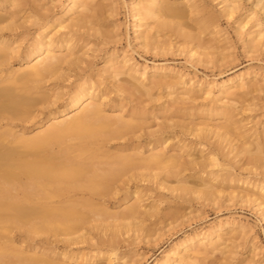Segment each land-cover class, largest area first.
I'll return each mask as SVG.
<instances>
[{
    "label": "rangeland",
    "instance_id": "obj_1",
    "mask_svg": "<svg viewBox=\"0 0 264 264\" xmlns=\"http://www.w3.org/2000/svg\"><path fill=\"white\" fill-rule=\"evenodd\" d=\"M139 1H91V9L84 15L88 18L86 27L75 28V53L85 48L78 54L79 64L70 72L64 71L63 78L53 77L37 84L38 89L32 88L49 103L32 110L27 118L3 119L0 133H9L8 150L23 153L25 149L15 138L32 137L45 130L52 119L62 120L78 112L77 108L68 110L67 105L73 92L88 79L95 85L91 94L98 97L104 116L122 115L126 121L135 117V129H124L121 139L112 141L107 152L135 156L140 161L164 151L180 159L179 177L172 176L176 171L173 166L141 168L122 176L117 190L104 198L102 206H96L103 212L84 210V220L69 237L71 242L59 233L31 234L26 228L5 224L0 229V249L6 252L0 251V264H264V207L255 201L264 188V153L260 161H253L250 154L239 152L256 149L258 142L264 150V45L262 39L248 42L251 33L260 29L253 28L255 16H250L254 0L232 17L224 15L222 0H196L200 11L183 21V30L207 42L209 50H199L200 54L191 52L193 44H185L176 32L157 30L158 19L145 21L143 31L159 38L155 46H146L139 39V19L133 10ZM22 2V6L15 3L16 9L6 5L9 11L20 13L19 29L0 33L18 48L9 63L0 67L2 79L25 68L20 60L35 45L38 26L25 18L32 16L30 21H35L37 11L59 26L58 19L68 5V0ZM4 11L0 9V13ZM209 15L217 22L202 32L199 22ZM69 18L64 19L66 24ZM58 30H50V38ZM56 52L69 55L67 51ZM111 60L128 61L150 78L160 71L158 82L150 93L133 89L128 75L111 77L107 73ZM229 81H238L232 86L236 95L224 96L220 88ZM202 129L210 132L208 139L195 135ZM191 149L196 157L211 154L216 160L204 175H214L212 196L182 190L183 181L194 189L202 185L199 174L186 165ZM107 160L104 156L98 159ZM151 172L159 176H142ZM229 172L239 182H222ZM137 188L142 192L131 196ZM137 204L142 207L135 217L120 219L118 215ZM194 237L221 238L223 245L217 250L203 248L198 241L188 242ZM15 254L27 259L19 260ZM62 254L75 258L74 262Z\"/></svg>",
    "mask_w": 264,
    "mask_h": 264
},
{
    "label": "bare ground",
    "instance_id": "obj_2",
    "mask_svg": "<svg viewBox=\"0 0 264 264\" xmlns=\"http://www.w3.org/2000/svg\"><path fill=\"white\" fill-rule=\"evenodd\" d=\"M91 1L94 0H68L63 15L58 19L59 26H55L52 19L37 11L34 14L35 21H30L33 19L32 16L25 18L26 21L32 22L33 26H38L36 31L39 34L33 48L24 59L20 60L21 63L25 62V68L20 71H11L6 78H0V122L6 118L9 120L27 118L32 110L40 105L48 104L44 95L36 96L33 89H38L37 84L50 78H63L64 71L70 72L79 64L78 54L85 48L75 53L78 48L75 28L86 27L88 18H84V15L91 9ZM250 1L253 0H222L221 3L225 4L223 13L226 17H232L238 11H243L246 3ZM15 3L19 6L23 5L22 0H6L0 4V9L5 10L0 13V33L19 29L17 17L20 12H11L6 7L10 4L11 8L16 9ZM199 9L200 6L196 0H175L174 2L140 0L133 8L139 19L138 28L141 29L139 39H142L146 46L156 45L159 39L157 34L143 30L146 27L145 21L158 19L157 30L176 32L184 39L185 44H193L191 52L200 54L199 50H209L207 42L183 30L186 24L183 21L198 13ZM252 9L250 16H255L253 28L259 27L260 29L251 33L253 36L248 42L252 44L262 39L264 45V0H254ZM68 16L70 22L66 24L64 19ZM216 19L215 16L209 15L205 21L199 22L200 31L210 29L217 22ZM243 24L244 21L240 23V27H243ZM52 29L59 30L55 37L50 38ZM60 29L68 31L61 32ZM211 33L214 36L219 34L218 32ZM57 49L61 53L67 51L69 55H58ZM17 50L18 48H13L9 40L0 36V67L9 63ZM108 64L107 73L111 77L121 74L128 75L132 88L139 91L144 90L145 93H150L161 73L156 70L150 78L146 76V73H139L129 65L128 61L119 63L111 60ZM238 81L243 82V78ZM238 81L224 83L220 88L222 94L224 96L236 95L232 86L238 84ZM94 87L95 85L86 79L73 92L67 106L68 110L79 109L74 115L63 116L62 120L52 119L51 124L45 125V130L37 132L32 137H25V135L16 137L15 140L25 149L23 153L8 150L9 133H0V229H4L5 224H10L13 227L26 228L31 234L54 232L67 236V241L71 242L73 239L69 237L77 232L78 223L84 220V210L103 212L102 208L96 206H102L104 198L117 190L122 176L141 168L154 169L173 166L176 171L171 172L172 176L179 177L180 171L177 174L176 172L180 168V159L164 151H158L140 159L144 164L135 156L123 157L120 154L112 155L107 152L112 141L121 139L124 129L131 131L135 129L136 125L133 123L135 117L133 116L131 121H126L122 115L116 118L104 116L102 105L96 102L98 97L91 94ZM220 115L225 117V112ZM196 133V136L208 139L210 132L202 129ZM225 135H222V138H226ZM26 151L27 153H24ZM192 151L193 149L189 151L191 160L186 165L194 173L199 174L198 179L202 182L201 189L190 188L183 181L182 190L207 197L212 196L214 190L211 181L214 175L211 173L207 177L204 175L209 166H215L216 160L211 154H208V157H196L194 153L191 154ZM199 152L202 154L203 151ZM239 152L250 154V160L260 161L264 150L262 143L258 142L256 149H242ZM100 156L107 157L108 160L99 162ZM142 176L152 179L159 175L151 172L147 175L142 174ZM232 177L233 174L229 172L222 182L229 180L239 182ZM141 192L137 188L131 196H138ZM260 192L261 197L255 201L259 206L264 207V188ZM141 207L139 204L133 205L127 212L118 216L125 220L135 217ZM194 241H198L203 248L211 246L213 250L223 245L221 238L214 241L211 238L194 237L188 242ZM2 250L3 253L6 252L5 249H0ZM14 256L19 260L27 259L18 254ZM62 256L68 257L71 262L75 260L68 254H62ZM30 259L34 261L36 258L31 257Z\"/></svg>",
    "mask_w": 264,
    "mask_h": 264
}]
</instances>
